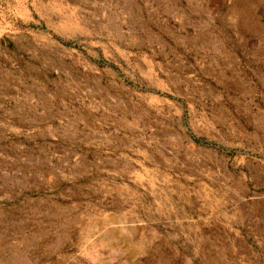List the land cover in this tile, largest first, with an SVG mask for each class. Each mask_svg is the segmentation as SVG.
<instances>
[{"label":"rangeland","instance_id":"1","mask_svg":"<svg viewBox=\"0 0 264 264\" xmlns=\"http://www.w3.org/2000/svg\"><path fill=\"white\" fill-rule=\"evenodd\" d=\"M0 264H264V0H0Z\"/></svg>","mask_w":264,"mask_h":264}]
</instances>
